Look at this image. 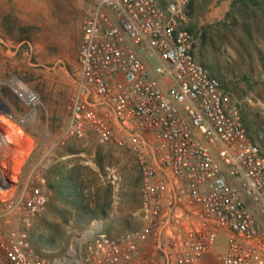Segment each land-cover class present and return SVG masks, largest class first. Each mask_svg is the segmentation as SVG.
<instances>
[{
	"label": "built area",
	"instance_id": "obj_1",
	"mask_svg": "<svg viewBox=\"0 0 264 264\" xmlns=\"http://www.w3.org/2000/svg\"><path fill=\"white\" fill-rule=\"evenodd\" d=\"M190 2L86 0L61 140L91 137L133 156L141 226L90 228L76 263L264 264V150L196 58ZM31 169L19 193L18 181L0 186V264H61L30 241L49 202L47 166Z\"/></svg>",
	"mask_w": 264,
	"mask_h": 264
},
{
	"label": "rangeland",
	"instance_id": "obj_2",
	"mask_svg": "<svg viewBox=\"0 0 264 264\" xmlns=\"http://www.w3.org/2000/svg\"><path fill=\"white\" fill-rule=\"evenodd\" d=\"M85 3L0 0V97L10 108L0 112V181H18L19 193L32 164L47 166L49 202L33 221L30 241L61 264L76 263L73 246L95 222L111 236L141 226L133 156L91 137L61 140L70 121ZM159 3L166 7V0ZM185 14L196 58L231 95L249 136L264 150V0H191ZM28 145L33 160L23 150ZM133 264L159 263L144 256Z\"/></svg>",
	"mask_w": 264,
	"mask_h": 264
},
{
	"label": "crops",
	"instance_id": "obj_3",
	"mask_svg": "<svg viewBox=\"0 0 264 264\" xmlns=\"http://www.w3.org/2000/svg\"><path fill=\"white\" fill-rule=\"evenodd\" d=\"M23 150L26 151V152H28V154H30L29 157H31L32 160H33V157L35 158L36 155L33 154L34 148H33L32 145L26 146V150L25 149H23ZM53 165H54L53 168H57V166H58V153L54 154ZM49 168H51V167H49ZM25 170L28 171V168H25ZM46 179H47V185H49L50 184V178H46ZM53 179H55V182H56V180H58V173L57 172L53 176Z\"/></svg>",
	"mask_w": 264,
	"mask_h": 264
},
{
	"label": "bare ground",
	"instance_id": "obj_4",
	"mask_svg": "<svg viewBox=\"0 0 264 264\" xmlns=\"http://www.w3.org/2000/svg\"><path fill=\"white\" fill-rule=\"evenodd\" d=\"M13 80H15V79H13ZM10 81H12V80H10ZM51 149H52V148H51ZM49 151H51V150H49ZM48 153H49V152H48ZM48 153H47V154H48ZM100 228H101V226H100V223H99V222H95L94 225L91 227V229H92L93 231H98V230H100ZM86 235H87V233L84 234L83 237H85ZM81 241H82V240L79 239L78 243H77V244H74L73 249H72V251H71V255H72V256H74L75 254H78L79 247H80V245H81V244H80ZM76 257H78V255H77ZM76 264H82L81 261H80V259L77 260V263H76Z\"/></svg>",
	"mask_w": 264,
	"mask_h": 264
},
{
	"label": "water",
	"instance_id": "obj_5",
	"mask_svg": "<svg viewBox=\"0 0 264 264\" xmlns=\"http://www.w3.org/2000/svg\"><path fill=\"white\" fill-rule=\"evenodd\" d=\"M13 79H16V78H13ZM3 110L5 112H9L10 111V108H8V106L5 104V102L3 101V99L0 97V112H2ZM0 186H1V181H0Z\"/></svg>",
	"mask_w": 264,
	"mask_h": 264
}]
</instances>
